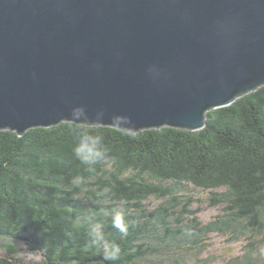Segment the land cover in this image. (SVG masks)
<instances>
[{
    "label": "trees",
    "instance_id": "obj_1",
    "mask_svg": "<svg viewBox=\"0 0 264 264\" xmlns=\"http://www.w3.org/2000/svg\"><path fill=\"white\" fill-rule=\"evenodd\" d=\"M73 126L0 130V264H210L202 254L218 232L247 239L225 264H264V85L206 112L199 130L83 125L109 148L93 171L72 154ZM195 191L224 211L202 223ZM151 198L162 201L150 209ZM116 212L126 236L112 227ZM90 221L119 245L117 260L92 246ZM23 246L40 260L24 262Z\"/></svg>",
    "mask_w": 264,
    "mask_h": 264
},
{
    "label": "water",
    "instance_id": "obj_2",
    "mask_svg": "<svg viewBox=\"0 0 264 264\" xmlns=\"http://www.w3.org/2000/svg\"><path fill=\"white\" fill-rule=\"evenodd\" d=\"M263 85L264 0H0V130H199Z\"/></svg>",
    "mask_w": 264,
    "mask_h": 264
},
{
    "label": "clouds",
    "instance_id": "obj_3",
    "mask_svg": "<svg viewBox=\"0 0 264 264\" xmlns=\"http://www.w3.org/2000/svg\"><path fill=\"white\" fill-rule=\"evenodd\" d=\"M103 118V109H97L94 114H89L82 105L73 106L68 115V119L73 121L74 125H81L80 127L73 126L75 142L72 146V154L81 165L86 166L88 171H93L97 164L108 161L109 148L105 144L103 134L83 125L101 122ZM113 119L115 120L116 117H113ZM120 119L129 120L128 117H120ZM109 191L110 189L104 188L100 196L106 198ZM111 224L122 236L128 234V224L122 212H116L112 216ZM90 237L92 246L103 250L106 261H115L120 257L121 249L119 245L114 242L110 243L106 239L102 223L90 221Z\"/></svg>",
    "mask_w": 264,
    "mask_h": 264
},
{
    "label": "rangeland",
    "instance_id": "obj_4",
    "mask_svg": "<svg viewBox=\"0 0 264 264\" xmlns=\"http://www.w3.org/2000/svg\"><path fill=\"white\" fill-rule=\"evenodd\" d=\"M209 192L208 191H195L194 196L196 198H202L203 202H195L194 206H200L198 213L199 220L202 223H208L210 220L216 218L218 214L224 211L223 205L210 206L208 204ZM162 200L151 198L148 203L150 209L155 208ZM209 246L206 247L202 256L209 257L210 264H225L226 261L235 256L243 253L247 239L245 237L237 239H229L227 235L221 233H211L206 241ZM23 251L20 253V258L26 263L40 260L41 255L37 252H32L23 246ZM0 254H5V249L0 247Z\"/></svg>",
    "mask_w": 264,
    "mask_h": 264
}]
</instances>
